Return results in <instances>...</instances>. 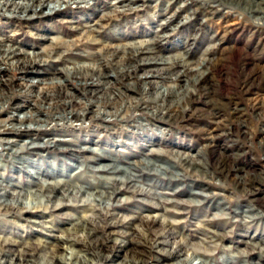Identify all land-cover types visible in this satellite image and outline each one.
Listing matches in <instances>:
<instances>
[{
  "label": "rangeland",
  "instance_id": "374dc122",
  "mask_svg": "<svg viewBox=\"0 0 264 264\" xmlns=\"http://www.w3.org/2000/svg\"><path fill=\"white\" fill-rule=\"evenodd\" d=\"M28 1L0 0V48L36 54L43 66L27 74L0 55V79L14 81L16 96L0 121L30 102L18 97L20 84L65 79L62 69L98 64L117 74L138 65L119 53L105 67L126 45L147 44L155 51L142 58L171 61L122 86L153 75L188 95L163 104L155 89L129 93L115 118L89 120L92 106L83 121L49 132L64 142L59 150L91 148L125 169L142 164L128 188L109 182L123 174L97 171L113 164L103 157L92 163L90 153L54 149L7 159L0 146V264H60L64 256L71 264H175L161 253L178 246L190 264H264V0H66L51 16L4 6ZM51 89L63 100L65 89ZM58 183L50 202L48 184Z\"/></svg>",
  "mask_w": 264,
  "mask_h": 264
},
{
  "label": "bare ground",
  "instance_id": "6f19581e",
  "mask_svg": "<svg viewBox=\"0 0 264 264\" xmlns=\"http://www.w3.org/2000/svg\"><path fill=\"white\" fill-rule=\"evenodd\" d=\"M64 5H66V0H30L26 3H15L13 5L7 4L4 6L12 7V9H10V13H17V15L21 14L24 16L29 14L30 12L36 13L37 9L39 8H47L48 15L51 16L53 14H56L57 12H61V7H63ZM119 13H123V11L121 10V12ZM8 16H10V14ZM13 48L14 49H12V46L10 48H0V55L2 56V60L8 65L14 67V65L18 66L20 64L22 65V67H20L19 70L27 74H32L35 71V67L40 68L43 66L39 64V61L41 59L36 54H25L27 52L24 51V53L21 52L22 50L18 48ZM154 51L155 49L147 44H135L130 46L126 45L123 48L118 47L117 50L110 52L109 58L106 57V62H108L109 64L106 63L108 65H106L105 67L110 66L114 61V58L117 57L119 53H125V60L130 59L138 63V65L130 67L129 70H127L126 68L120 69V72L117 74H111L110 72L104 70L102 66L97 64L94 66L77 67L70 70L62 69L60 70L61 75L58 76L62 77L63 74V76L65 75V79L63 77L59 79H53L50 82L39 80L38 82L34 81L29 84H20L18 97L24 95L25 98L30 100V102L27 101L28 103L25 105H18L17 107H14L16 108L15 113L22 114L21 116L13 114L11 116L9 115L7 119L0 121V134L4 136V138H2V140L0 141V146L8 148L7 159L35 155L37 153L39 154L40 152L54 151V149L59 150L60 147H64V142L56 139L55 137H50L49 132L54 130L55 128L64 126L65 124L70 125L73 124V122L83 121L82 118L84 117V115L86 113H91L90 110L92 106L94 108V111L91 113L92 116L89 118V120H95L100 115L104 118H115L116 115L121 112V110H124V103L127 100L131 99V96L127 95L129 93L133 94L137 93V91L147 92L151 89H155V98L157 100H160L163 104L170 96L174 95L178 99H182L185 95H188L186 94L187 90L177 89L176 86L172 85L163 88L162 86L160 87L157 83L149 81V78L154 77L153 75L151 77L146 76L141 80L138 79L133 83H126L125 86H122V82L125 79L131 80L140 72H143L144 75L148 74L149 72L153 73L156 71V69H154L156 65L166 66V64L170 63V59L162 60L159 57L142 58V56L144 55L153 54ZM121 62L122 61H120L119 63ZM194 71H196L199 75L201 74V72H198L199 70ZM36 72L39 73L40 71ZM81 77L84 78V81L80 79ZM72 82H76V85H73ZM41 85H44L43 88H39L38 91H36L37 87ZM13 86V80L0 79V114H4L8 106L12 105V101H14L13 99L16 98L15 93L12 92ZM139 86L143 88L139 90ZM57 87H59L61 90L65 89L66 91L64 94V98L61 101H59L60 97H58V95H50L48 91L49 88L53 89ZM88 101L90 103H88ZM78 108L80 111L79 114L77 113ZM160 108H162V106ZM42 134H47L43 140L39 138ZM59 151L65 154L69 153V155L75 157H83V155L90 153L92 154V158H90L89 161L92 163L100 162L101 157L107 159L110 162H113V164H102L100 169H98L97 171L106 173L111 172L113 174H123V177L121 179H115L114 182H112L113 180L109 182L110 184L122 185L126 188L136 183L135 181L138 178V176L136 175L137 170H139L140 167L143 166L139 163L129 164L130 166L127 169L119 167L114 162V160H111L106 156L100 154V152L87 147H75L72 149L61 148ZM144 167L147 168L146 166ZM153 169L155 171L161 172L163 170H166L163 172H168L165 168L159 169L157 167H153ZM48 186L55 187L53 188V192H50L51 194L48 195L47 193V197L49 198L48 201L51 202L54 197L52 193H55V191L60 192L62 190V183L54 185L48 184ZM135 186L136 185H133V187ZM0 188H4L3 184L1 183ZM44 193H46V191ZM61 194L67 196L71 193H66V190L63 189ZM105 197L106 196L104 195H97V198L95 197V199H97V201L98 199L102 201ZM12 203H14V205L19 204V206L23 205V211L26 209L28 210L31 207V205H26V203L20 201L16 196L13 197ZM4 204L3 205L5 207H9L11 203L5 202ZM75 227L77 228V230L84 233L88 232V228L86 225L78 223L75 224ZM118 247L123 248L124 246L122 244H118ZM183 248L184 247L180 246L174 247L172 250H166L161 254L166 259H176L177 262L175 264H190L191 258L186 256ZM25 249V247H21V250L19 251L20 255H29L26 251H24ZM62 249H64L67 254L72 255V252L68 248ZM112 255H108L106 257V261L110 262L113 257ZM58 260L60 264H71L70 262H68V260L71 261L73 260V258H68L67 260V258H65L64 256L62 258H59ZM20 262H22L21 259L16 263L10 262V264H21ZM157 262L160 263L161 260H157ZM77 264H79V262Z\"/></svg>",
  "mask_w": 264,
  "mask_h": 264
}]
</instances>
